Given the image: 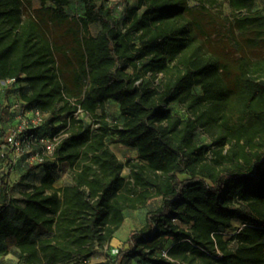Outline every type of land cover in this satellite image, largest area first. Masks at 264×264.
Wrapping results in <instances>:
<instances>
[{"label": "trees", "instance_id": "trees-1", "mask_svg": "<svg viewBox=\"0 0 264 264\" xmlns=\"http://www.w3.org/2000/svg\"><path fill=\"white\" fill-rule=\"evenodd\" d=\"M73 1L0 0V81L24 84L22 107L51 116L53 132L43 131L46 122L34 130L39 137L68 134L55 160L32 169L43 176L32 175L38 183L27 184L22 198L4 186L0 241H15L22 264H89L127 210L161 197L114 264H264V13H254L257 0L196 7L137 0L123 20L96 0H77L83 11L72 15ZM220 2L233 20L211 11ZM109 101L119 105V123L94 117ZM175 104L187 114H174ZM79 108L95 122L74 118ZM207 126L217 132L211 161L195 141ZM108 140L136 151L128 179ZM65 163L77 171L57 187ZM235 222L241 226L227 242Z\"/></svg>", "mask_w": 264, "mask_h": 264}, {"label": "rangeland", "instance_id": "rangeland-1", "mask_svg": "<svg viewBox=\"0 0 264 264\" xmlns=\"http://www.w3.org/2000/svg\"><path fill=\"white\" fill-rule=\"evenodd\" d=\"M96 1L99 3H104L106 6L113 8L114 16L118 20H123L124 17L127 16L126 9L139 7L137 0H96ZM199 1L200 0H189V4L190 6L196 7L199 5ZM34 6L38 7V3H35ZM210 9L220 20H223L225 18H230L231 20H233L234 12L232 11L230 5L226 2H220L219 5H217L216 7H210ZM142 10L143 8L139 9L138 13L139 14L142 13ZM68 11L70 12V14L78 16L83 11V5L79 1L74 0L72 4L68 7ZM257 12L264 13V0H257L255 8H254V13H257ZM96 32H97V28L95 26H92L91 33L95 35ZM263 56H264V49H263ZM23 85L16 84L14 82L10 83L8 81H0V88H2L3 90L5 88H11V87L14 88L11 91L12 92L11 94L5 95V98H3V101L2 102L0 101V106L3 112L2 114H0V194L4 186L6 185L8 186V192L13 198H22L24 192L26 191L27 184L38 183V180H36L32 175L42 174L40 172V169L32 171V169H34L37 165L42 163L41 161H39L40 154L38 150L26 153L25 157L26 159L29 158L30 162L23 163L26 160L25 161L22 160L20 165L19 164L16 165L12 163L10 159V156H12L11 152L7 153L5 158L1 157L2 153L7 151V149L5 150L2 149V145L4 144V141L11 127L13 125L18 124L17 120L20 114V109L23 105L21 91H20ZM199 91L200 90L198 89L197 92ZM0 96H4V95L0 94ZM173 112L174 114L186 115L187 109L183 105L175 104L173 106ZM103 114L107 117V119L111 123H119L121 120L119 105L116 102H113V101L107 102L104 108L102 110H99L97 112V115H95L94 117L98 119ZM11 116H13V120H11ZM84 121L86 122V124L91 123V120L90 121L84 120ZM46 122H47V125L43 131L47 135H49L50 133L53 132L52 128L55 127L53 123L51 122L50 115L46 117ZM92 122H94V120H92ZM216 133L217 132L215 128L211 126H207L206 128H200L195 136V141L197 142V144L200 147H203V149H205L207 161H211L213 157V150L216 148V146L214 145L215 139L217 138ZM108 143L110 145L111 150L117 156L118 160L123 162V164L125 165V168L123 169L122 174L125 178L128 179L130 175V168L128 164L129 162L136 160L137 158L136 151L133 149L119 146V145H114L111 143L110 140H108ZM228 149H229V145L226 146L224 153H226ZM76 168L71 167L67 163L61 164L58 171L55 174L57 182L58 180H60L63 186L72 183L74 174L77 171ZM22 176H24L23 180H22ZM182 178H184V176H182ZM160 200L161 199L158 197H151L144 204V206L139 208L141 211H138V217H136V219L134 220L135 230L143 226L145 222L144 221L145 219L144 211L157 208L160 204ZM14 212L15 210L13 208H10V212H9L10 216H13ZM240 226H241L240 223L235 222L234 229L224 233V236H223L224 240L227 242L230 241L231 238L236 234V230ZM125 233H126V229L122 227L118 232V239L120 240V238ZM127 241L124 242V244L118 248L107 249V246H105L104 248H101V250H98V253L96 255V261H100L103 258H105L107 259V262L104 264H114L118 250L128 248ZM169 244L170 243H168L167 246ZM229 248L231 249L235 248L234 242L229 244ZM18 254H19V250L16 247V243L14 240L3 239L0 241V264H22L19 261ZM66 264H81V263L73 261L71 263H66ZM117 264H142V263H140L137 260H134L128 263L126 259H122V261Z\"/></svg>", "mask_w": 264, "mask_h": 264}, {"label": "built area", "instance_id": "built-area-1", "mask_svg": "<svg viewBox=\"0 0 264 264\" xmlns=\"http://www.w3.org/2000/svg\"><path fill=\"white\" fill-rule=\"evenodd\" d=\"M8 82L11 83L14 82V80H9ZM156 83L158 84V80H156ZM48 116V114L43 113L40 110H27L26 108L21 107L17 120L18 124L10 129L4 144L2 145V149H7L8 152H3L1 157L5 158L7 153L11 152L12 156H10V159L13 164L17 165L22 162V160H26L23 163H28L30 162V159H26L25 154L38 150L40 154L39 161L44 162L46 160H55L53 155L56 147L60 144L63 138L68 136V134L62 132L52 138L39 137L34 130L43 126L46 123V117ZM73 117L78 120H91V123H93L92 115L82 108H79ZM94 127L98 128L99 125H94Z\"/></svg>", "mask_w": 264, "mask_h": 264}, {"label": "crops", "instance_id": "crops-1", "mask_svg": "<svg viewBox=\"0 0 264 264\" xmlns=\"http://www.w3.org/2000/svg\"><path fill=\"white\" fill-rule=\"evenodd\" d=\"M14 88L13 87H11V88H5L4 90L2 89V88H0V94H3L4 96H0V101L2 102L3 101V98H5V95H9V94H11L12 92V90H13ZM3 112H2V108H1V106H0V114H2ZM40 172L42 173V169H40ZM43 176V173L41 174V177ZM56 186L57 187H61V186H63V184L61 183V181L60 180H58V182L56 183ZM158 198H160L161 200H160V204H159V206L161 205V203H162V198L161 197H158ZM158 206V207H159ZM138 211H141L140 209H137V210H129V211H126L125 212V221H124V223H123V225L121 226V228L123 227V228H125L126 229V233L120 238V240L118 239V232H119V230L121 229H119L116 233H115V235H114V238L112 239V241H111V243L109 244V245H107V249H113V248H118V247H121L123 244H124V242H126L127 240H128V238H129V234H130V232L132 231V230H135V227H134V220L136 219V217H138ZM149 210H145L144 212V217H145V219H144V221H146V214H147V212H148ZM145 225V222H144V224H143V226ZM143 226H141L140 228H138V229H141ZM137 229V230H138ZM98 250H101V248H96V250L94 251V253H93V256L89 259V264H101V263H106L107 262V259H105V258H103L102 260H100V261H96V255H97V253H98ZM119 251V250H118ZM99 257V256H98Z\"/></svg>", "mask_w": 264, "mask_h": 264}]
</instances>
